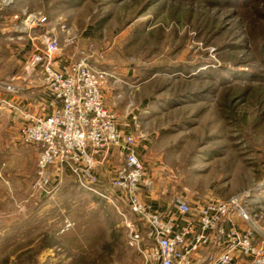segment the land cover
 I'll return each instance as SVG.
<instances>
[{"label":"rangeland","instance_id":"rangeland-1","mask_svg":"<svg viewBox=\"0 0 264 264\" xmlns=\"http://www.w3.org/2000/svg\"><path fill=\"white\" fill-rule=\"evenodd\" d=\"M50 33L59 40L54 61L98 65L105 84L123 87L110 111L153 181L147 205L167 211L180 197L195 210L246 195L253 213L264 207V0H0V168L32 179L17 117L51 112L39 71L24 69ZM49 173L51 197L37 209L39 224L49 217L53 227H23L33 249L0 264H139L120 213L134 218L109 183L98 177L91 191L65 169ZM18 186L37 200L30 184Z\"/></svg>","mask_w":264,"mask_h":264},{"label":"built area","instance_id":"built-area-1","mask_svg":"<svg viewBox=\"0 0 264 264\" xmlns=\"http://www.w3.org/2000/svg\"><path fill=\"white\" fill-rule=\"evenodd\" d=\"M36 20L45 25V17ZM58 26L70 39L67 25ZM41 44L43 49L31 56L24 69L39 71L51 112L37 116L18 110V115L11 106L19 120L17 140L37 151L31 184L35 197L51 193V167L69 171L81 187L91 186L87 189L92 191L97 183V158L117 149L122 162L109 181L110 197L116 193L134 218L127 220L125 212L120 213L139 264H264V231L258 224L264 221V207L258 206L253 213L246 195L205 201L195 210L180 197L167 211L147 205L143 198L153 190V181L135 154L134 139L118 130L116 115L103 104L106 71L84 61L57 69L58 36L47 34ZM6 91L16 92L12 85ZM234 219L243 224V230Z\"/></svg>","mask_w":264,"mask_h":264},{"label":"crops","instance_id":"crops-1","mask_svg":"<svg viewBox=\"0 0 264 264\" xmlns=\"http://www.w3.org/2000/svg\"><path fill=\"white\" fill-rule=\"evenodd\" d=\"M70 63L71 59L69 55L62 57L59 56L54 62V67L60 69ZM93 64L97 65L95 60L93 61ZM97 66L95 69H104ZM113 74L115 73L113 72ZM122 88L121 85L113 83L112 81H108V83L102 87V101L107 109L112 111L116 110V100L121 96L117 91ZM22 149L24 150V153L22 154L26 155V157H22V160H25V165L29 163V169L31 168L30 170H33L34 173L37 155L36 149L33 146H24L21 150ZM117 157L119 158L117 149H112L107 155H101V157L97 158L99 161L96 169L97 178L99 177V179L105 180L109 183L117 169V167L114 166ZM4 168L6 170L3 173ZM17 170L18 169H14L13 171L7 164H4L2 169L0 168V186H3V189L0 190V256L6 258L8 263L16 262L17 256L22 257V254L32 250L34 247L33 244L23 245V227H36V230L33 231L34 233L37 232V227H53L52 225H49V217L45 218V222L39 224V217L42 216V210L37 209L38 204L47 203V199L51 197L52 192L42 200L31 199L30 195L26 198H23L22 195L19 196L17 191L21 188L18 185H31L35 179V175H33L34 178L32 179V176L24 174V172L20 173ZM1 183L5 185H1ZM50 183L52 184V182ZM30 187L31 186H29V189ZM34 205H36V207H34ZM46 216H48V213H46ZM234 223L238 226L237 228L239 230H243V226L239 221L234 219ZM228 227L229 225L225 226V228ZM34 237L37 240L38 234ZM38 258L39 256H36V259Z\"/></svg>","mask_w":264,"mask_h":264},{"label":"water","instance_id":"water-1","mask_svg":"<svg viewBox=\"0 0 264 264\" xmlns=\"http://www.w3.org/2000/svg\"><path fill=\"white\" fill-rule=\"evenodd\" d=\"M45 196H46L45 193L40 192V193L38 194V196H37V199H38V200H42Z\"/></svg>","mask_w":264,"mask_h":264}]
</instances>
